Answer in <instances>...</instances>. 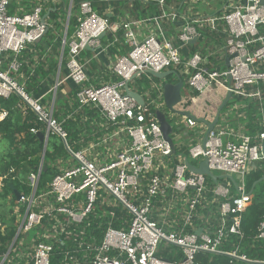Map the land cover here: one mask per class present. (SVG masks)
Here are the masks:
<instances>
[{
  "label": "built area",
  "instance_id": "built-area-1",
  "mask_svg": "<svg viewBox=\"0 0 264 264\" xmlns=\"http://www.w3.org/2000/svg\"><path fill=\"white\" fill-rule=\"evenodd\" d=\"M119 1L153 3L157 13L110 20V11L99 4ZM187 11L180 12L167 0H0V98L17 96L15 108H28L34 115L29 133L43 135L37 172L22 183L18 200L6 196L1 215L13 219L14 233L0 264H194L201 253L227 256L230 263L248 261L240 252L241 215L251 203L244 177L264 161V118L254 138L237 134L228 119L231 109L239 108L234 104L221 113L203 144L206 126L168 113L162 87L180 79L176 109L205 120L215 115L204 102L211 95L202 99L208 93L219 103L227 93L229 101L236 97L260 102L264 0H227L207 17ZM50 13L57 17L50 18ZM71 18L76 25L69 34ZM56 23L57 76L48 90L51 101L44 102L18 82L20 55L46 27L54 31ZM115 44L123 46L124 54L112 56ZM85 46L92 49L87 59L82 58ZM101 56L109 57V79L94 82L88 65ZM146 71L175 75L156 80ZM143 77L149 87L142 93L130 83ZM67 81L75 87L76 109L92 113L99 127H93L97 134L90 130L85 135L91 141L84 148L70 143L64 121L55 117L56 93ZM127 84L142 96L143 105L125 96ZM192 99L200 104L189 106ZM155 111L164 113L172 126L173 155ZM8 114L0 109V122ZM50 137L62 145L67 167L56 168L57 174L40 187ZM107 147L111 149L101 151ZM204 160L213 175L224 178L213 182L187 167L197 168ZM14 172L10 167L0 173V195ZM229 235L238 243L224 250ZM254 239L264 242V222ZM171 247L177 251L172 253ZM165 252L178 259L167 260Z\"/></svg>",
  "mask_w": 264,
  "mask_h": 264
},
{
  "label": "trees",
  "instance_id": "trees-1",
  "mask_svg": "<svg viewBox=\"0 0 264 264\" xmlns=\"http://www.w3.org/2000/svg\"><path fill=\"white\" fill-rule=\"evenodd\" d=\"M80 0H74V3ZM169 3L172 0H167ZM177 0H174L176 2ZM115 4L124 6L127 4L125 1H119ZM131 10L133 11L132 16L134 18H141L146 15H151L157 13V7L153 3L142 4L138 1H133ZM100 7H103L104 4H99ZM179 3H177L176 8L178 9ZM122 8V7H121ZM12 13V9L10 11ZM50 18H56L55 13H50ZM116 16V15H114ZM111 16L110 20H115V17ZM60 17L62 21L64 20V13L61 12ZM76 25V20L71 18L69 21L68 33L70 34L73 31L74 26ZM167 31L169 26H164ZM60 24H55L54 31H48V33L41 39L40 42L28 45L26 49L20 55V61L22 62V67L18 73V82L21 84L24 82V78L19 79V77L28 76L29 81L25 83V90L29 93L30 88L36 85L40 80L50 81L54 79L57 61L56 55L58 53L56 46L54 45V36L59 34ZM50 48V52L48 49ZM112 56L124 54L123 46L115 44L110 50ZM86 56H89L91 53L89 51H84ZM94 68V67H93ZM103 69V68H102ZM34 71L35 77H30L29 74ZM135 85L139 87L140 92L146 90L148 82L146 78L136 80ZM261 91V100L256 101L253 99H241L233 98L229 101L226 107L223 109V112L228 111L234 104H238V109H231V114L228 117L230 122L239 123L244 126V132L247 136L252 138L261 130L260 120L264 118V83L260 84L258 87ZM75 87L71 93V96H74ZM59 92L56 93L55 101L58 103L61 100L59 97ZM209 95H211L210 100H205ZM34 96V95H33ZM188 96V94H186ZM213 94L208 93L202 97L205 103L208 105V108H211L213 113L216 112L219 102L213 98ZM19 102L17 96H11L8 99L0 98V109H7L9 114L4 121L0 122V133L3 134L2 140L5 141L6 148L4 155L0 159V173H5L10 167L15 168L14 179H8V182L3 188V193L0 195V255L5 253L6 245L10 242L11 237L13 236V224L12 220H7L2 217L1 213L3 212L4 202L6 194H11L9 184L17 191H21L22 183L26 182V178L29 173H36L40 164L39 153L42 151V145L38 140L37 136L29 133L28 129L31 126L30 124L34 121V115L32 112L26 108L25 116L23 120H19V111L14 109L15 104ZM213 103V104H212ZM200 104V100L192 99L188 102V105ZM76 109V106H73ZM262 112H261V111ZM235 113L241 114L242 117H236ZM88 116L89 119L93 118L92 113L88 111L79 112L77 115V121L79 118ZM55 117L62 121L58 114H55ZM64 118V117H63ZM63 127L68 132L70 143L73 144L79 139V130L77 129L76 121H65L63 122ZM23 134L22 139L16 140L17 134ZM54 146H56L54 144ZM75 146V145H74ZM55 154L60 155L63 148H54ZM61 151V152H60ZM55 154H50L49 150H46L43 167H46V171H41L39 178V186L44 187L46 183L50 182L51 179L57 174V170L53 168L50 163L57 156ZM264 173V161L251 170L244 177V186L245 192L251 190V187L254 182H256ZM23 189L24 186H23ZM264 222V181L256 184L251 195V203L245 209L241 215L240 230L243 236V240L240 242V252L244 254L248 259L256 261H264V242L254 241V237L257 234V229L260 223ZM197 223H201L197 221ZM238 243V239L234 235H229L227 237V242L224 243L222 249L230 250L231 246ZM170 250L172 253L176 248L171 247ZM168 251V250H167ZM177 251V250H176ZM164 258L167 260H177L178 256L175 258L171 257V254L168 252L163 253ZM231 259L223 255L207 254L201 253L195 257L194 264H249L244 262H232Z\"/></svg>",
  "mask_w": 264,
  "mask_h": 264
},
{
  "label": "crops",
  "instance_id": "crops-1",
  "mask_svg": "<svg viewBox=\"0 0 264 264\" xmlns=\"http://www.w3.org/2000/svg\"><path fill=\"white\" fill-rule=\"evenodd\" d=\"M189 1H191V3H188ZM208 1L209 0H177L176 2H174V0H172L170 2H171V4H175V5H177V3H179L177 10H179L180 12L181 11L186 12L188 10V11H190V13L192 15L200 16V17H207V16L213 15V14L217 13L218 11H220L222 9L223 3H225L227 0H217V2H213V4H209ZM125 2L127 4H125L124 6H121V5H118L115 3L106 4L103 6V9L107 8V10L110 11L111 16L116 15V16H114L115 19L117 17H127V18L132 17L133 18V16H132L133 11L131 10V7H132L131 3L132 2H128V1H125ZM186 4H188L187 6L190 7L189 9L186 6ZM196 5H197V7H196ZM89 52H91V51H89ZM82 58L87 59L88 57H86V55L83 54ZM108 62H109V57L101 56V57H99L98 61L92 62L91 64L88 65V72H89L90 76L93 78L94 82L107 81L109 79L108 78L109 73L106 70V66H107ZM64 74H65L64 71H62L61 72L62 77ZM29 76L35 77L34 71H32L29 74ZM56 76H57V69H56V73H55L53 80H50V81H47V79L46 80H40L36 85H34L32 88H30L29 93L34 95V97H42L44 102L51 101V96L48 94V90H50L52 88V86L54 85L53 83L56 79ZM21 78H24V82H23L24 86H25V83H27L30 79V78L28 79V76L25 77L23 75L21 77H19V79H21ZM135 81L130 83V85L133 88L138 87L135 85V83H134ZM73 89H74V86L68 81L64 82L63 85L60 86V88L58 90V92H59L58 94H59V97H61V100L58 103L55 101L54 112H55V114L59 115V117L62 119V121L72 120V121L77 122V129L79 130V139H80L81 144H79V139L77 142H75L73 144L75 145L76 149H79V148H84L86 146V144L88 143V141H91L90 139L86 138L85 135L87 133H89L90 130L95 131L97 134L98 130H96L95 128L93 129V127H96V128H99V127H97V124H94L95 123L94 120L92 118L89 119L88 116L83 115V117H81V119L79 118V121H77L76 117H77L78 113L83 112V111H78L77 109H74V107H73V106H76L74 98H73L74 96H71ZM138 90H139V88H138ZM145 91L146 90H144L143 92H145ZM213 98L217 101L216 97L213 96ZM16 104H18V103H16ZM14 109H16V108H14ZM16 110L19 111L18 109H16ZM24 116H25V111L20 110L19 111V120H23ZM208 116H210V115H208ZM236 117H242V116H241V114L237 113ZM213 118H214V116H210L206 120L211 122L213 120ZM30 125H31L30 127H32V123ZM231 128L237 134H240V135L245 134L244 126H243V124L241 125L239 123V121H235V123H232ZM2 137H3V134L0 133V144L2 145V143H3L4 147L6 148L5 141L2 140ZM22 137H23L22 133L17 134L16 140H20V139H22ZM110 149L111 148L107 147L105 149L104 148L101 149V151L106 152ZM46 150H49V149L46 148ZM49 151H50V154H55L54 149L49 150ZM39 155H40V153H39ZM55 155H57V156L52 160L50 165L55 169L67 167L66 159L68 156H66L64 149L62 150V153L60 155H58V154H55ZM9 185H11V184H9ZM1 192L3 193V189H1ZM11 194L14 196L13 192H11ZM6 196H9V198L11 199L10 194H6ZM5 201H6V197H5ZM4 208H5V205H4ZM12 223H13V219H12ZM254 241H259V240L254 239ZM259 242H261V241H259ZM247 260L248 261L244 262V263L264 264V261H256V260H251L248 258H247Z\"/></svg>",
  "mask_w": 264,
  "mask_h": 264
},
{
  "label": "water",
  "instance_id": "water-1",
  "mask_svg": "<svg viewBox=\"0 0 264 264\" xmlns=\"http://www.w3.org/2000/svg\"><path fill=\"white\" fill-rule=\"evenodd\" d=\"M47 31L48 30L46 27L43 34L35 41V43L40 42L42 37H44L47 34ZM103 36H104V33H101L98 36V39L101 40L103 38ZM194 43H195V39H193L191 41V44H194ZM84 49L86 51H92V49L89 46H85ZM227 62H228V58L225 59L226 65H228ZM146 73L156 80H164L170 75H175L174 71H168V72H163V73H155V72H151V71H146ZM134 78H135V75L131 78V80H133ZM181 90H182V82L180 79H177V82L174 84L173 83H164L163 84L162 94H163V102H164L165 109L168 111V113H171L174 115H179V116H184V117H187V118H190V119L196 121L197 123L204 124L206 126V132H205L204 137H203V144H204L207 140L208 133L211 132L216 127L223 109L225 108L229 99L231 98V94L227 93L225 95L224 99L221 101V103L217 107V110L215 112L213 120L211 122H208L203 118H198V117L192 115L189 111H180V110L176 109V107L181 103ZM124 94L126 97L132 98L138 105L144 104V100H143L142 96L137 91H134L130 87L129 84H127L124 87ZM154 116H155V118L159 124L163 139L168 143L171 154L173 155L175 153V146H174L173 139L171 137V134L173 132L172 126L169 123V121L167 120L166 115L164 113H162L160 111H155ZM37 137H38L40 142L43 141V135L41 133H39L37 135ZM261 153H262V156L264 158V141H262V143H261ZM187 167L190 171L208 176L213 182H216L218 179L224 178V176L213 175L208 170L206 160L202 161L197 168L193 167L189 163H187ZM43 171H46L45 166L43 167ZM227 177L229 179L233 180L230 176H227ZM262 181H264V173L256 182L253 183L251 190L248 192V195H252V192H253L256 184H258ZM9 188L13 192L14 197L18 200L19 199V193L13 188L12 185H9ZM200 232H201V230H198L196 233L199 234Z\"/></svg>",
  "mask_w": 264,
  "mask_h": 264
},
{
  "label": "rangeland",
  "instance_id": "rangeland-1",
  "mask_svg": "<svg viewBox=\"0 0 264 264\" xmlns=\"http://www.w3.org/2000/svg\"><path fill=\"white\" fill-rule=\"evenodd\" d=\"M213 2H217V0H209L208 1V3L209 4H213ZM189 3H191V1H189ZM198 5V4H197ZM197 5H196V7H197ZM168 81H173V78H168L167 79ZM192 134V132H189V135H187L189 138L191 137L190 135ZM187 144H188V142H186ZM185 143V144H186ZM54 144L56 145V146H54ZM187 144H186V146H187ZM62 148V145L59 143V141L58 140H56V138L55 137H50L49 138V140H48V145H47V148L49 149V150H53L54 148ZM4 152H5V147H4V144L2 143V145L0 144V159H1V157L4 155ZM193 163H196V162H193ZM12 204H14V201H12Z\"/></svg>",
  "mask_w": 264,
  "mask_h": 264
}]
</instances>
